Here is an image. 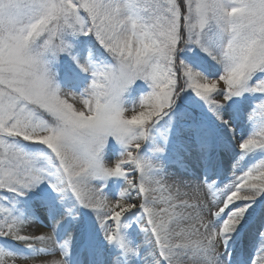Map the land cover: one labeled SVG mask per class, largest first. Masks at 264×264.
<instances>
[{
    "label": "snow or ice",
    "instance_id": "snow-or-ice-1",
    "mask_svg": "<svg viewBox=\"0 0 264 264\" xmlns=\"http://www.w3.org/2000/svg\"><path fill=\"white\" fill-rule=\"evenodd\" d=\"M78 208L111 264H264V0H0V264Z\"/></svg>",
    "mask_w": 264,
    "mask_h": 264
},
{
    "label": "rangeland",
    "instance_id": "rangeland-1",
    "mask_svg": "<svg viewBox=\"0 0 264 264\" xmlns=\"http://www.w3.org/2000/svg\"><path fill=\"white\" fill-rule=\"evenodd\" d=\"M136 95L138 96L140 93H136ZM177 150L185 156L186 163L188 160L191 163L195 161L194 156L184 152L179 146H177ZM193 163L195 164L196 161ZM55 195L52 193L53 197ZM38 219L40 223L51 227L52 221L47 218L46 212H41ZM32 230L46 231L47 229L41 226ZM66 236L69 237V248L77 250V256L73 257L68 253V264H111L112 257L117 252L115 245L109 244L104 239L95 214L89 209L78 208L75 212V220L72 217H67L57 226L58 239L63 240Z\"/></svg>",
    "mask_w": 264,
    "mask_h": 264
},
{
    "label": "bare ground",
    "instance_id": "bare-ground-1",
    "mask_svg": "<svg viewBox=\"0 0 264 264\" xmlns=\"http://www.w3.org/2000/svg\"><path fill=\"white\" fill-rule=\"evenodd\" d=\"M193 162H195V161H192V163H191V162H189V160H188L187 163H188L189 165H193V164H194ZM76 252H77V250H75V249H73V248H69V250H68L69 255H71V256H73V257H74L75 255L77 256V253H76Z\"/></svg>",
    "mask_w": 264,
    "mask_h": 264
},
{
    "label": "trees",
    "instance_id": "trees-1",
    "mask_svg": "<svg viewBox=\"0 0 264 264\" xmlns=\"http://www.w3.org/2000/svg\"><path fill=\"white\" fill-rule=\"evenodd\" d=\"M42 187H45L46 188V185L45 186H42ZM48 191L50 192L51 190L49 189Z\"/></svg>",
    "mask_w": 264,
    "mask_h": 264
}]
</instances>
